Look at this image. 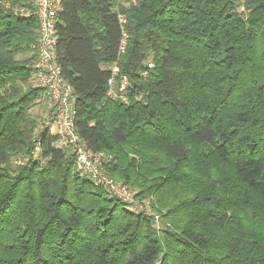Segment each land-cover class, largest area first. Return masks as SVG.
<instances>
[{
    "label": "trees",
    "instance_id": "1",
    "mask_svg": "<svg viewBox=\"0 0 264 264\" xmlns=\"http://www.w3.org/2000/svg\"><path fill=\"white\" fill-rule=\"evenodd\" d=\"M115 4L65 0L57 62L75 131L171 226L79 176L38 128L37 19L0 7V264H264V0H139L122 25Z\"/></svg>",
    "mask_w": 264,
    "mask_h": 264
},
{
    "label": "built area",
    "instance_id": "2",
    "mask_svg": "<svg viewBox=\"0 0 264 264\" xmlns=\"http://www.w3.org/2000/svg\"><path fill=\"white\" fill-rule=\"evenodd\" d=\"M65 0H23V3H14L13 0H0V7L14 15L21 17L34 16L37 19L36 38L32 44L35 55L31 64V80L34 87L43 90L48 106V115L43 129L49 130L58 136V145L73 153L76 161V170L81 177L90 179L95 185L105 188L113 197L123 202L133 200L127 185L115 182L105 169L108 157L93 152L75 131V95L72 86L64 79L62 69L57 62V28L56 23L63 11ZM139 0H116L113 10L117 13L122 25L125 16L119 10L120 5L129 3L137 5ZM127 42V34L121 26L119 52H123ZM151 67L152 64L148 63ZM114 73V65L112 67ZM126 77L120 81L119 91L127 86ZM108 97L115 96L113 77L108 80ZM126 101L124 95L120 96ZM37 149V147H36ZM26 157H18L16 163L22 164ZM141 206V205H140ZM141 208H143L141 206ZM154 226L160 229L159 217L155 215Z\"/></svg>",
    "mask_w": 264,
    "mask_h": 264
},
{
    "label": "rangeland",
    "instance_id": "3",
    "mask_svg": "<svg viewBox=\"0 0 264 264\" xmlns=\"http://www.w3.org/2000/svg\"><path fill=\"white\" fill-rule=\"evenodd\" d=\"M26 55L30 56V55H34V53H33V51H31V52L27 53ZM34 58H35V55L33 57V60H34ZM30 83H31V86L34 87L32 80L30 81ZM32 111L37 115V117L39 119V127L38 128L44 127V124H45V121H46V118L48 115V106H47L46 99H45L43 92L41 93L36 104L33 105ZM100 154H104V153H100ZM104 155L107 156L109 159L108 155H106V154H104ZM13 161H14V159H13ZM105 169H106V164H105ZM75 171L77 172L76 166H75ZM121 183H123V182H121ZM125 185H127V184H125ZM127 187L129 188L131 194L133 195V200H131L129 202H124L126 204V206L129 207V210L136 212V213H143L145 216H147L151 220V222H152L151 225H153V226L155 223L154 222L155 215H158L159 222H160L158 226H160V230L157 229L156 226H154V227L159 232H162L166 228L171 226L170 222L165 221V218L167 216V212L157 205V203L153 199L152 195H146V194H143V196L138 195V194H136V190L133 187H130L128 185H127ZM140 205L143 208H141Z\"/></svg>",
    "mask_w": 264,
    "mask_h": 264
}]
</instances>
